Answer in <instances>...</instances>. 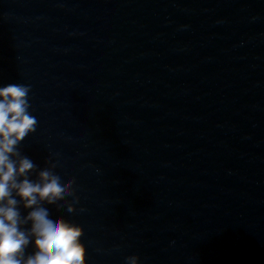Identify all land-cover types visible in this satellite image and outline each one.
Here are the masks:
<instances>
[{
  "label": "water",
  "instance_id": "95a60500",
  "mask_svg": "<svg viewBox=\"0 0 264 264\" xmlns=\"http://www.w3.org/2000/svg\"><path fill=\"white\" fill-rule=\"evenodd\" d=\"M9 83L87 264H264V0H0Z\"/></svg>",
  "mask_w": 264,
  "mask_h": 264
},
{
  "label": "clouds",
  "instance_id": "9594fccd",
  "mask_svg": "<svg viewBox=\"0 0 264 264\" xmlns=\"http://www.w3.org/2000/svg\"><path fill=\"white\" fill-rule=\"evenodd\" d=\"M29 90L24 84L0 87V264H87L83 227L54 211L72 181L51 165L30 179L34 163L23 156L12 158L18 156L15 145L37 124L28 111ZM21 207L28 210L23 216ZM30 243L36 250L26 256ZM128 261L139 264L136 256Z\"/></svg>",
  "mask_w": 264,
  "mask_h": 264
}]
</instances>
